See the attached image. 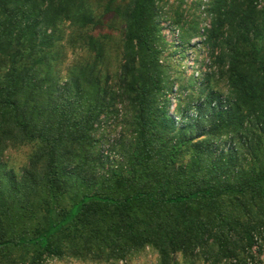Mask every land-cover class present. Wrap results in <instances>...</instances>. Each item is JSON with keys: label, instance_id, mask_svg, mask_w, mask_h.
<instances>
[{"label": "trees", "instance_id": "trees-1", "mask_svg": "<svg viewBox=\"0 0 264 264\" xmlns=\"http://www.w3.org/2000/svg\"><path fill=\"white\" fill-rule=\"evenodd\" d=\"M91 1L0 0V151L40 142L19 172L0 158V264H107L146 248L159 264H254L264 255V0ZM104 16L120 25L114 76L108 35L92 34ZM194 40L206 69L172 77L170 53L186 60ZM117 105L129 138L123 163L105 169L95 127Z\"/></svg>", "mask_w": 264, "mask_h": 264}, {"label": "rangeland", "instance_id": "rangeland-1", "mask_svg": "<svg viewBox=\"0 0 264 264\" xmlns=\"http://www.w3.org/2000/svg\"><path fill=\"white\" fill-rule=\"evenodd\" d=\"M98 1V0H96ZM95 1V2H96ZM99 4H104L106 0H99ZM94 0L91 1L93 5ZM191 1L187 2V7L189 9V15L194 16L196 13L190 9ZM96 7V4L93 7ZM99 18H101V11L97 10L95 13ZM111 18L109 16H104L103 22L105 26H99L95 30L92 31V34L95 36L108 35L109 44L106 48V59L105 66L111 76L118 74V69L121 64V56H120V25L116 23H112L110 21ZM209 20L204 15H201V23L200 28L207 26ZM111 24L112 28H109ZM162 34L165 36L168 45H176L178 43V31H172L169 28H165L162 31ZM197 40L192 41V45H196L193 50L187 52L185 59H179V54H172L170 57L169 63L174 67V73H170L172 77H184L182 79H187L189 76L194 75L196 71L200 68L205 70L208 64L207 54L201 50L200 46L197 45ZM171 52V51H170ZM169 53V52H168ZM71 59V54L69 52V61ZM177 85L179 83H174L172 86V94H169L171 104H174L175 95L177 91ZM169 113L173 115L172 108L169 109ZM127 121L128 115L127 110H125L124 106L117 105L113 110V114L110 116H104L100 118V122L96 125V133L95 138L97 140V150L101 154L103 158H106L108 161V165L106 168H115L119 164L123 163V158L119 152V146L125 140L129 138L128 130H127ZM24 147H17L12 150H23ZM31 153V152H30ZM28 154V156L30 155ZM24 166L19 169L13 168L15 172H19ZM159 264L158 255L150 248H146L145 250L135 253L128 257L123 261L109 262L107 264ZM177 264H188L185 262L180 256L176 257ZM42 264H93L87 261L81 262L78 260H74L71 258H64L62 260L49 258L46 259ZM200 264V263H195ZM254 264H264V255L257 257L256 262Z\"/></svg>", "mask_w": 264, "mask_h": 264}, {"label": "clouds", "instance_id": "clouds-1", "mask_svg": "<svg viewBox=\"0 0 264 264\" xmlns=\"http://www.w3.org/2000/svg\"><path fill=\"white\" fill-rule=\"evenodd\" d=\"M40 147L39 141H32L26 144L23 150H7L0 151V158L6 160L11 167L19 169L22 166H26L28 160V154L37 150Z\"/></svg>", "mask_w": 264, "mask_h": 264}, {"label": "built area", "instance_id": "built-area-1", "mask_svg": "<svg viewBox=\"0 0 264 264\" xmlns=\"http://www.w3.org/2000/svg\"><path fill=\"white\" fill-rule=\"evenodd\" d=\"M120 264H123V262H120Z\"/></svg>", "mask_w": 264, "mask_h": 264}]
</instances>
